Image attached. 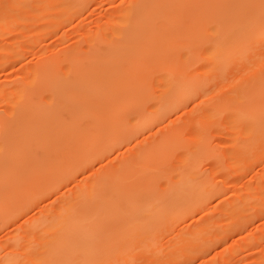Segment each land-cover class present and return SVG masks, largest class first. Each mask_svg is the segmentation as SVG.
<instances>
[{
  "label": "rangeland",
  "instance_id": "rangeland-1",
  "mask_svg": "<svg viewBox=\"0 0 264 264\" xmlns=\"http://www.w3.org/2000/svg\"><path fill=\"white\" fill-rule=\"evenodd\" d=\"M4 1L0 0V5ZM133 1L68 0L65 4L60 0H26L24 6L0 10L3 113L8 114L19 98L18 92L5 85L31 77L32 68L45 55L61 50V75L68 73L70 67L87 73L98 71L88 56L110 46L116 36L115 26L119 29L125 23L120 13ZM102 32L97 41L93 33ZM208 39H197L195 51L187 60L173 51L163 58V54H153L152 59L139 57L137 62L119 68L114 91L126 103L131 102L123 114L128 127L123 131L130 133L120 131V141L105 155L80 164L57 190L0 224V264L113 262L114 257H108L107 262L106 257H62L60 262H51L42 257L11 260L5 256L13 248L21 251L27 243L38 242L42 227L29 237L13 240L17 229L31 225L42 213L44 218L56 216L64 198L76 195L107 168L133 159L137 152L165 136L173 138L167 147L169 154L154 163L158 173L153 185L133 195L129 218L155 217L175 201L192 202L196 196L202 197V204L163 225L155 254L143 252L139 256L136 250L133 253L138 257H122L121 264H264V93L259 90L264 81V52L235 61L216 73L212 58L205 54ZM78 41L83 51L74 52L76 62L72 63L69 46ZM40 85L36 83L30 89ZM181 90L186 91L182 99L157 110ZM243 94L250 95L251 114H239L246 106L241 101ZM148 115H152L149 123L131 128L135 117ZM115 187L112 181L108 182L104 196L111 195ZM101 201L95 195L94 203ZM147 209L153 214L144 215Z\"/></svg>",
  "mask_w": 264,
  "mask_h": 264
},
{
  "label": "bare ground",
  "instance_id": "bare-ground-1",
  "mask_svg": "<svg viewBox=\"0 0 264 264\" xmlns=\"http://www.w3.org/2000/svg\"><path fill=\"white\" fill-rule=\"evenodd\" d=\"M25 1L5 0L0 10L24 6ZM60 1L66 4L68 0ZM134 3L120 13L125 23L119 29L115 26L116 36L110 46L89 54L88 60L96 64L98 71L87 73L70 67L68 73L61 75L59 49L42 57L32 68L31 77L5 85L18 92L19 98L8 114L0 109V224L17 213H24L31 204L57 190L80 164L105 155L120 141L118 134L128 128L124 110L131 104L114 91L119 77L116 75L123 64L137 62L139 57L152 59L153 54H163V58L173 51L180 52L184 60L190 59L197 39L203 36L210 38L205 54L212 58L216 73L235 61L264 52V0H137ZM95 33L100 41L104 32ZM72 45L69 52L73 53V63L74 52L80 54L83 50L79 41ZM36 83L41 85L30 89ZM261 85L259 90L264 93V81ZM185 92L172 94L168 103L160 104L157 110L174 105ZM249 100V94L242 95L241 101L246 106L239 111L240 115L251 114ZM151 119L152 115L137 116L131 128L147 124ZM171 140L165 136L143 152H137L133 159L107 168L76 195L64 198L56 216L44 218L42 213L31 225L17 229L11 237L13 240L29 237L42 227L38 242L27 243L21 251L13 248L5 257L11 260L42 257L51 262H60L62 257H106L107 262L108 257H114L108 263L121 264L122 257L128 260L136 250L139 256L143 252L155 254L163 225L173 223L202 204V197L196 196L192 202L175 201L155 217L130 219L128 216L133 210V195L153 185L158 173L154 163L167 158ZM110 181L116 189L105 197ZM95 195L102 200L98 205L94 203ZM184 204L186 208L181 209ZM147 214L153 213L147 209L144 215Z\"/></svg>",
  "mask_w": 264,
  "mask_h": 264
}]
</instances>
